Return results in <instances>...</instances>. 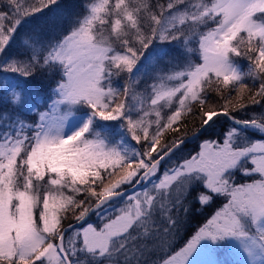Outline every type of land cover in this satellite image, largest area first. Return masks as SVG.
Returning <instances> with one entry per match:
<instances>
[{"label": "snow or ice", "instance_id": "snow-or-ice-1", "mask_svg": "<svg viewBox=\"0 0 264 264\" xmlns=\"http://www.w3.org/2000/svg\"><path fill=\"white\" fill-rule=\"evenodd\" d=\"M220 251L264 264V0H0V264Z\"/></svg>", "mask_w": 264, "mask_h": 264}, {"label": "trees", "instance_id": "trees-1", "mask_svg": "<svg viewBox=\"0 0 264 264\" xmlns=\"http://www.w3.org/2000/svg\"><path fill=\"white\" fill-rule=\"evenodd\" d=\"M70 2L75 3L76 0H70ZM20 79H23V78H20ZM33 83L37 84V85H41V86H47L49 84V80H48V78H40V77H38L37 80L34 81ZM32 118H34V117H32ZM189 126L191 127V124ZM212 210H213L212 208H208L206 211L203 212V214H201L199 212H195V206H194V216L189 221V223L184 226L186 231L184 232L183 238L179 240V243L177 244V247H179L180 244H182L184 242V239H186L187 236L190 235L196 229V227H198V225L203 222L204 218Z\"/></svg>", "mask_w": 264, "mask_h": 264}, {"label": "rangeland", "instance_id": "rangeland-1", "mask_svg": "<svg viewBox=\"0 0 264 264\" xmlns=\"http://www.w3.org/2000/svg\"><path fill=\"white\" fill-rule=\"evenodd\" d=\"M217 258L218 259H222V260H227V261H229V264H231V261L233 260V258L230 257V256H227L224 251H220L218 253V257Z\"/></svg>", "mask_w": 264, "mask_h": 264}]
</instances>
